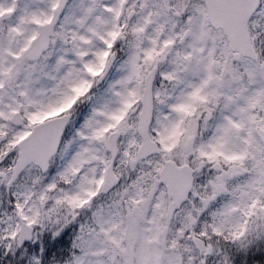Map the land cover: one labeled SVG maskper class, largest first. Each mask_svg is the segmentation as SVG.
Returning a JSON list of instances; mask_svg holds the SVG:
<instances>
[{
    "label": "snow or ice",
    "instance_id": "6c2138e0",
    "mask_svg": "<svg viewBox=\"0 0 264 264\" xmlns=\"http://www.w3.org/2000/svg\"><path fill=\"white\" fill-rule=\"evenodd\" d=\"M0 264H264V0H0Z\"/></svg>",
    "mask_w": 264,
    "mask_h": 264
}]
</instances>
